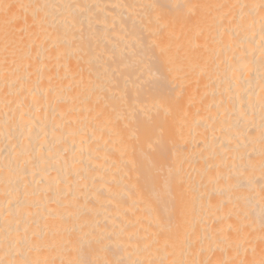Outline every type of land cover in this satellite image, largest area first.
Instances as JSON below:
<instances>
[{
    "label": "bare ground",
    "instance_id": "bare-ground-1",
    "mask_svg": "<svg viewBox=\"0 0 264 264\" xmlns=\"http://www.w3.org/2000/svg\"><path fill=\"white\" fill-rule=\"evenodd\" d=\"M0 264H264V0H0Z\"/></svg>",
    "mask_w": 264,
    "mask_h": 264
}]
</instances>
